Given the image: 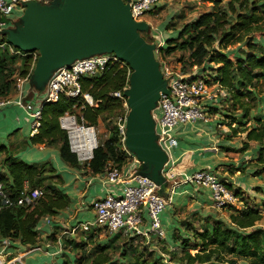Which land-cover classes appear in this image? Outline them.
Instances as JSON below:
<instances>
[{
  "label": "trees",
  "instance_id": "1",
  "mask_svg": "<svg viewBox=\"0 0 264 264\" xmlns=\"http://www.w3.org/2000/svg\"><path fill=\"white\" fill-rule=\"evenodd\" d=\"M211 2V8L184 23L178 29L177 36L167 38L159 53L166 57L180 50L187 56L189 67L203 66L202 70L209 72L211 79L208 82L218 84L221 92L225 91L227 94L223 99L226 105V112L223 114L231 120L226 119L224 124L233 132L236 133L241 125L254 119L251 127H243L247 132L244 142L246 149L249 148V141L258 143L256 173L264 174V120L251 114L253 106L250 104L259 99L256 89L264 78V0ZM175 25L176 23L173 26ZM5 40L7 39L2 37L0 42ZM235 44H238L233 47L235 49H228ZM128 70L127 64L109 63L100 75L83 77L80 96L62 95L55 102L44 103L42 123L39 132L30 137L31 142L47 146L58 145L66 163L75 167L83 165L93 174L104 172L109 163L123 168L129 161V156L124 149L117 124L112 127L111 135L94 148L92 158L81 164L77 154L71 150L68 132L62 128L60 117L70 113L75 115L78 123L96 126L104 114H122L127 101L124 91L129 85ZM31 71V56L14 55L9 49L0 47V98L8 99L13 94L15 74L22 79ZM34 89L30 84L28 96L34 93ZM116 91H121L124 98L115 96ZM84 93L91 95L93 104L85 99ZM217 111L218 107L209 110L210 113ZM237 111L241 112L240 115L232 114ZM6 148L0 143V151H5ZM4 164L7 174H0V183H3L9 195L18 197L25 181H28L32 187H43L44 197L34 207H1L0 240L19 239L25 245L36 247L40 242L37 225L41 218L55 215L67 208L70 198L59 188V181L53 180L59 175L55 174V167L50 162L30 164L8 153ZM234 193L244 201V207L230 206L229 221L207 217L201 229L184 221L190 235H178L180 243L173 249L161 241L172 252V255L166 253L170 256L168 261L163 254L150 249V242L143 245L142 251L133 247V240L142 237L140 235L130 237L132 242H128L121 240V236L128 235L119 232L108 235L111 238L102 243L97 239L98 229L83 232L87 233L88 237L84 238L88 241H79L77 237L65 239L62 254L67 256L66 253L72 251L74 256L71 261L64 260L63 264H238L239 259L246 260L248 264H264V228L258 226L264 218L263 209L259 204L251 202L241 189L234 190ZM142 238L145 244L146 239ZM90 241L97 243L93 253L82 252L83 246ZM113 243H116L115 246ZM113 249H119L120 255L114 253ZM192 249L197 250L196 253H191ZM136 251H140L139 255H136ZM147 253L153 255V259L148 262L140 257Z\"/></svg>",
  "mask_w": 264,
  "mask_h": 264
},
{
  "label": "built area",
  "instance_id": "2",
  "mask_svg": "<svg viewBox=\"0 0 264 264\" xmlns=\"http://www.w3.org/2000/svg\"><path fill=\"white\" fill-rule=\"evenodd\" d=\"M26 1L28 0H0V32L9 26L8 15L12 13L18 4ZM35 1L48 4L52 0ZM161 1L128 0L125 2L129 3L132 16L135 20H145L148 22L145 18L146 14L154 11ZM148 23L150 27L154 28L153 23ZM2 37L5 36L0 34V39ZM154 43L157 44V52L165 45V41L161 37ZM0 47L9 49L10 53L14 55L22 57L31 56L33 71L40 55L39 51H23L10 44L8 40L0 42ZM159 56L160 69L168 82V92H161L157 108L153 113L156 119L158 143L169 157L163 169V175L166 181L170 183L169 197L161 193L160 186L155 181L140 173L139 167L141 161L125 146L126 122L129 112L126 101L124 103L125 109L118 117L117 125L124 149L129 156V161L123 168L115 165L109 166L104 176V181L111 184L123 183L124 188L121 194H111L92 201L90 207L95 214L93 221L79 222L63 230L60 235H56L57 239L53 242L57 247L55 254L64 252L65 239L75 237L79 232L83 233L90 230L104 229L111 236L119 232L128 236L140 235L147 240L153 235L160 240H165L166 230L163 226L161 213L171 203V193L174 192L175 187L179 183H193L197 186L210 188L213 196V206L217 208L238 207V197L229 187L227 181L223 180L214 171L198 169L192 175L179 179L176 161L171 156V148L177 142L172 134V129L180 122H195L200 119H209L210 116L206 104L208 101H212L218 94L214 93L208 82L211 79L209 74L194 75L193 73H184L180 66L171 64L160 53ZM114 62L127 64L115 53H102L89 58L78 59L68 66L55 70L46 87L41 91L34 90V96L30 100H26L29 94L28 90H24L23 84L29 82L32 71L27 77L22 78L17 86V103L32 118L31 136L39 132L44 103L55 102L62 95L68 97L80 96L82 94L83 77H96L105 71L109 63ZM127 65L129 67V78L132 69L129 64ZM83 95L90 104H93L91 95L88 93H84ZM114 95L124 98L121 91L114 92ZM223 97L225 98L226 95H223ZM6 101L8 100L0 98V105ZM157 110L160 112L159 114L156 113ZM60 123L62 128L68 132L71 150L77 154L79 162L81 164L87 163L92 158L93 150L99 143L96 126L78 123L75 116L70 115V113L61 116ZM42 197H44L43 187H32L28 181H25L23 189L16 198L9 195L5 191L3 183H0V208L14 205L34 207ZM145 213L148 215L149 224L146 229H143L142 226L146 224ZM35 248L39 249L41 247ZM0 264H5V261Z\"/></svg>",
  "mask_w": 264,
  "mask_h": 264
},
{
  "label": "crops",
  "instance_id": "3",
  "mask_svg": "<svg viewBox=\"0 0 264 264\" xmlns=\"http://www.w3.org/2000/svg\"><path fill=\"white\" fill-rule=\"evenodd\" d=\"M162 2L166 3L164 0L160 3ZM153 26L154 29H157L154 24ZM167 38L169 37L167 36ZM202 67L193 70L192 73L194 75L209 74L208 71L202 70ZM210 85L212 90L213 88L221 90L217 84L210 83ZM17 99L18 94L13 93L6 99L8 101L0 105V143L7 147L5 151H0V174H7L4 158L8 153L30 164L50 162L55 167V174L59 175L53 180L59 181V188L69 196L70 202L67 208L60 210L55 215L45 216L39 221L37 229L40 232V242L36 247L41 248L25 245L19 239H1L0 263L7 257L9 259L7 264H46L47 262L59 264L63 258L67 260V257L62 253L55 254L57 247L53 242L57 239L56 235H60L63 230L79 222L93 221L95 214L90 207L92 201L111 194H121L124 184H111L104 181V176L111 163L104 172L93 174L89 168L83 165L75 167L66 163L61 157L58 145L33 144L30 140L32 118L17 103ZM30 99L31 97L27 96L26 100ZM206 105L208 110L218 107V111L212 113L213 117L210 116L207 120L200 119L195 122H180L172 129V134L177 142L171 148V156L176 161L179 179L192 175L198 169L214 171L219 173L221 178H226L231 188L241 189L251 202L263 207L264 174L256 173L258 143L249 141V148L245 149V152L233 155L235 149L242 146L237 143L236 137H230L233 134L232 129L220 120L222 118L220 113L223 114L221 109L226 105L221 104V98L218 95L212 101H208ZM199 140L204 141V144H201ZM10 144L15 145L13 152L9 149ZM252 146L257 149H253ZM250 195L253 196V199ZM238 199L241 204L238 207H244V201L240 197ZM171 200L172 206L167 205L161 213V218L166 230V239L163 240V243L173 249L180 243L178 235H190V231L184 225V221L188 222L189 214H194L197 211H200L202 215L210 214V211L205 212L202 208L213 206V196L208 187L197 186L193 183H179L171 193ZM209 216L212 215L205 217ZM214 218L218 217L214 216ZM145 219L146 224L142 226L143 229H146L149 224L146 213ZM221 219L229 221V218ZM263 221L264 218L258 226L264 228ZM189 223H193V221ZM52 234L54 238L56 237L55 239L51 237ZM151 237L155 238L153 235ZM36 250L37 252H33ZM70 255L72 256L71 253Z\"/></svg>",
  "mask_w": 264,
  "mask_h": 264
},
{
  "label": "water",
  "instance_id": "4",
  "mask_svg": "<svg viewBox=\"0 0 264 264\" xmlns=\"http://www.w3.org/2000/svg\"><path fill=\"white\" fill-rule=\"evenodd\" d=\"M128 0H52L41 4L28 0L19 21L0 34L10 44L26 51H39L29 82L43 90L53 72L78 59L115 53L129 64L132 73L124 95L129 112L126 148L141 161L140 173L155 181L166 197L170 186L163 175L169 159L158 143L154 110L167 80L156 57L157 44L142 31L150 24L133 18Z\"/></svg>",
  "mask_w": 264,
  "mask_h": 264
},
{
  "label": "rangeland",
  "instance_id": "5",
  "mask_svg": "<svg viewBox=\"0 0 264 264\" xmlns=\"http://www.w3.org/2000/svg\"><path fill=\"white\" fill-rule=\"evenodd\" d=\"M164 1H166V3H163V2L160 3V6L155 11H151V12L147 13L146 16H145V18H146V20H148V22L153 23L157 27V29H154V28L151 27L150 29L141 32L143 37L147 41H149L151 43H154L155 41L159 40L160 37H161V39L163 41L165 39V42H166L167 36L168 37L177 36L178 32H179L178 29H180V27L184 23L195 19L198 16V14H201L205 10L210 9L211 8V3H212L211 0H164ZM25 9H26V6L23 3L18 4L14 8L12 13L8 15V18H9L8 19V21H9V26L8 27L13 26L14 25L13 24L14 21H16V20L19 21L20 20V17L23 15ZM181 15H183V16L180 18ZM173 23L174 24L176 23V25L173 26L174 25ZM160 33H161V35H160ZM164 44H166V43H164ZM237 45L238 44L230 46L228 49L236 47ZM233 49H235V48H233ZM156 57H157V59L160 58L159 52H157V51H156ZM164 58L169 60L171 62V64L180 66L182 71L184 70L183 71L184 73H189L190 74V73L193 72V70H195V69L197 70L198 69V67H195V66L189 67L188 61H187V56H184L183 52L180 51V50L175 51L171 55L166 56ZM15 75L16 76H14V79H15V82H16V84H15L16 86L14 88L13 93H17V91H18V87L17 86H18V83H20V80H21V78L17 77V74H15ZM23 86H24V90L30 91V83L29 82H25L23 84ZM217 87H219L218 84H217ZM215 89L213 88L214 93H216V94L218 93V97L221 98V104H224L223 103V99H225V98L223 97V95H227L226 92L225 91L221 92V90L218 91V90H215ZM256 92H257V94L259 96V99H255L253 102L250 103L253 106L251 114L254 117L257 116V117H260L261 119L264 120V78L257 85ZM33 95H34V93H31L29 97L32 98ZM221 111L223 113L226 112V110L224 108L221 109ZM156 113L159 114L160 112L157 110ZM208 113H209V116H212V117L214 116V114L210 113L209 110H208ZM240 113L241 112L237 111V113H232V114L237 116V115H240ZM220 114H221V117H222L220 119L221 121L226 122V119L227 120H231V118H228V117L226 118V116L224 114H222V113H220ZM70 115H74V114H70ZM119 115H121L120 112H119ZM119 115L117 116L116 114H104V115H102L100 117L99 124L96 125L98 141L99 142L104 140V139H106L107 137H109L111 135L112 127H114L116 124H118ZM224 122H222V123H224ZM253 123H254V119H251V120L245 122L244 125H241V127L238 128V131L236 133L233 132V134L230 136L231 138L232 137H236L235 139L237 140V143H239V145L242 146L239 149H235V151L233 152V155L236 156L238 152H240V153L245 152L246 147H245L244 139H246L247 132H246V130H243L244 129L243 127H245V128L246 127H251L253 125ZM200 134H201V132H200ZM201 140H199L201 142V144H204L203 143L204 141H201ZM14 148H15V145L14 144H10L9 149H10L11 152H13ZM252 148L255 149L256 147L254 148L252 146ZM15 153H17V151H15ZM234 169L237 170V168H234ZM139 170H141V164H140ZM217 174L219 175V173H217ZM222 179L226 180V178H222ZM168 185L170 186L169 182H168ZM231 189L234 190L233 188H231ZM250 196H251V199H253V196L252 195H250ZM237 205L238 206L241 205L240 202ZM170 206H172V205L170 204ZM260 208L263 209V212H264V206L263 207L260 206ZM202 209L205 212L210 211V214L202 215L200 213V211H197L194 214H189V217H187L188 222L193 221L195 226L198 227L199 229L202 228V226L204 225V223L206 221L207 217H205V216L212 215V216H209V217L217 216L220 219L221 218H229V213H228L229 212V207H227V208H217L215 206H207V207H204ZM262 223L264 224V221ZM96 235L98 236L97 239L99 240V242H102V243H106L107 239L111 238V237L108 236V232L105 231L104 229H100ZM170 235L172 237V232L171 231H170ZM86 236H87V233L84 234L82 232H79L77 234V236H75V237H77V239H79V241L80 240L81 241L82 240H87L88 241V239L84 238ZM130 237H134V236H121V240L122 241H128V242L130 241V242H132ZM161 241L162 240H160V239H158L156 237L155 238L150 237L148 240L146 239V243L144 244L143 243L144 239L142 237H139V238H135L133 240V242H134L133 243V247H138V249L141 250L143 245H148L149 242H150V244H151L150 249H155L156 251H158L157 253L163 254V256H165L167 258V261H168V259L170 257L169 255H172V252H169L164 247V244L162 243L163 241L162 242ZM96 244L97 243H94V242L90 241L89 243H86L83 246V249L81 251L82 252L86 251L88 253H93L94 248L96 247ZM115 244L116 243H113V246H115ZM117 244L121 245V244H124V243H117ZM196 251L197 250L192 249L191 253H196ZM33 252H37V250L33 251ZM113 252L116 253L117 255H120L119 254V249L118 250L113 249ZM139 252L140 251H136L135 252L136 255H139ZM70 253L72 254V256L70 255ZM166 253H169V255L166 254ZM66 255H67L66 256L67 260L71 261V259H73L74 253L72 251H68L66 253ZM140 257H141V259H146L147 262L151 261L153 259V255H150L148 253L145 254L144 256L140 255ZM177 257H180V256H177ZM8 260L9 259L6 257L5 264H7ZM51 261H53V259H51ZM63 262H64V258H63L62 261L59 262V264H63ZM47 263H49V262H47ZM69 264H72V262H70ZM169 264H179V263H177V262H169ZM238 264H248V262L246 260L239 259L238 260Z\"/></svg>",
  "mask_w": 264,
  "mask_h": 264
}]
</instances>
